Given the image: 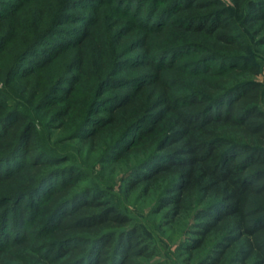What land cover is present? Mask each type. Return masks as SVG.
<instances>
[{"label":"trees","instance_id":"obj_1","mask_svg":"<svg viewBox=\"0 0 264 264\" xmlns=\"http://www.w3.org/2000/svg\"><path fill=\"white\" fill-rule=\"evenodd\" d=\"M229 1L162 0L141 21L95 8L73 27L75 50L62 71L33 82L34 66L50 62L35 50L29 63L20 55L24 79L14 81L62 143L100 164L136 156L124 188L149 193L163 225H182L186 264H264V94L241 30L264 44V0ZM232 11L243 12L241 23ZM7 20L0 45L12 37ZM83 165L46 153L34 123L0 100L1 239L18 246L22 264H141L154 254ZM12 221L19 232L28 226L22 240L7 233ZM12 257L0 245V264Z\"/></svg>","mask_w":264,"mask_h":264},{"label":"rangeland","instance_id":"obj_2","mask_svg":"<svg viewBox=\"0 0 264 264\" xmlns=\"http://www.w3.org/2000/svg\"><path fill=\"white\" fill-rule=\"evenodd\" d=\"M161 1H126L122 5L116 0H59V2L53 0L52 3L48 0H0V18L10 20H7L6 26L12 33V37L3 40L0 45V100H3L10 109L15 108L22 112L34 123L39 144L46 153L68 154L72 159H77L84 164L83 166L90 172L89 179H87L103 188L105 196L141 226L143 235L152 243V247H155V252L151 257L138 259L141 264H186L181 243L187 234L183 235L185 233L182 225H163L162 215L154 212L155 200L149 193L144 195L141 187L130 191L124 188V179L136 165V156L129 154L110 164H100L86 152L79 153L78 148L72 142L62 143L64 138L56 128L49 126L47 116L38 109L36 101L20 92L19 86L14 82L24 79H18L22 68L16 70L21 61L20 55L25 53L26 56L22 61L29 63L33 57L30 53L35 50L50 58V62L46 67L39 66V64L38 67L34 66L27 76L33 82L41 83L44 81L43 76L53 69L62 71L73 58L75 46L72 44H76V38L72 36L73 27L84 24L85 20L91 21L95 15V8L98 12L113 14L114 17L124 20L126 13L127 17L131 13H139L138 20L141 21L145 19L143 12L151 9L152 5H155L154 2L159 3L158 8L164 6ZM223 1L231 7L229 0ZM232 13L236 21L241 23L243 12L232 11ZM15 15L19 19V26L11 29ZM241 30L250 44V60L259 68V75L256 79L260 81L264 94V44L258 43V37L252 35L246 25L241 24ZM34 41V47L29 48ZM49 49L56 51V54L50 53ZM127 57L128 55L123 54L120 61H125ZM178 61H181V58H178ZM260 105L264 108V95L261 97ZM103 165H114V167L113 169L103 168ZM12 215L10 213L7 218H11ZM25 225L19 232L12 221L6 231L10 237L22 240L21 232L28 230V226ZM3 229L0 228V245L14 252V257L8 259L7 264H22L20 259L15 257V254L18 255V251H21L18 246H14L10 241H2L6 233Z\"/></svg>","mask_w":264,"mask_h":264}]
</instances>
